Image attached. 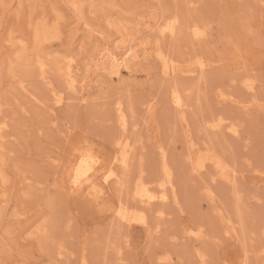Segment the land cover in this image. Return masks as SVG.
Instances as JSON below:
<instances>
[{"label":"rangeland","instance_id":"rangeland-1","mask_svg":"<svg viewBox=\"0 0 264 264\" xmlns=\"http://www.w3.org/2000/svg\"><path fill=\"white\" fill-rule=\"evenodd\" d=\"M171 21L179 32L162 35ZM194 24L204 28V40L192 39ZM35 29L56 37L37 48ZM20 44L50 63L74 57L78 78L88 81V102L69 95L53 113L25 94L21 80L34 95L53 102L35 64L31 70L19 66ZM101 51L138 56L121 77L107 64L97 75L86 65ZM159 51L183 67L200 58L209 65L197 75L167 78ZM51 75L62 85L55 72ZM174 87L185 96L184 111L171 102L180 92ZM121 101L133 145L128 171L133 178L126 174L133 183L127 186L140 175L156 184L160 146L174 171L176 197L164 201L162 219L153 213L157 205L149 212L150 224L161 219L163 227L151 239L142 225L125 229L108 217L86 190L61 192L52 162H62L71 146L85 141L110 157L112 139L121 133L115 108ZM0 114L12 133L0 158V264H107L120 257L110 243L123 248L124 264H157L165 252L174 264H201L196 248L207 264H264V5L259 0H0ZM219 117L234 123L238 134L208 131L207 121ZM199 158H208L202 173L188 163ZM217 160L223 169H217ZM223 171L235 174V182L224 180ZM207 185L212 196L202 193ZM105 192L101 203L113 207L129 195L113 185ZM198 227L204 239L197 244L181 237ZM124 233L130 245L123 243ZM60 251L66 256L56 260Z\"/></svg>","mask_w":264,"mask_h":264},{"label":"bare ground","instance_id":"bare-ground-1","mask_svg":"<svg viewBox=\"0 0 264 264\" xmlns=\"http://www.w3.org/2000/svg\"><path fill=\"white\" fill-rule=\"evenodd\" d=\"M234 1H236V0H234ZM259 1H260V3H262L264 5V0H259ZM180 21H181V19L179 20V22ZM43 23L44 22H42V24ZM40 24H41V22L38 24V26ZM50 26H51V24H50ZM196 26L194 24L195 28L193 29V33L191 32V34H192L191 37L195 42H199V41L204 40L205 37H207V36H206V33L203 30L204 28L202 26H200L198 24ZM176 28H178V27L176 26V23L174 21L167 22L161 28V34L162 35H165V34L175 35L176 32L178 31V30H176ZM40 30H42V29H39V30L35 29V31H34V40H35L37 48L39 46H41L42 43L45 40H47L49 37L53 38L52 35H54V37H56V34L52 33V35L50 36L49 34H47V32L45 30L44 31H40ZM20 45H21L20 50H19L18 55H17V57L19 59V66H22L28 70V69H30V67H32V65L35 64V66L40 70L39 76L41 78V81L43 82L44 87H46V89L49 93L48 95H50L52 97V98L51 97L50 98L53 99V102L47 103L45 100L40 99L38 96L34 95L29 90L28 86L23 83L24 81L21 80L20 81V87L22 88V90L25 94H27L28 96L33 98L34 101H37L38 104L46 106V108L48 110L52 111L53 113H55L56 109L60 105H64L66 103L67 99L70 98L71 96L73 98L77 99L78 101H81V102L87 101V99L89 97L88 95H90L88 83H87L88 81H86L87 78L85 81L83 79L78 78L77 69L75 68V65H74V62H75L74 57H69L67 63H61V59L52 60L53 62L50 63L48 57H46L45 55H44L45 57L41 56L39 54L40 53L39 51H35V50L28 51L29 47H27L23 44H20ZM127 52H126V55L124 56L123 54L121 55L120 53H116V52L101 51V52H99L98 57L97 58L95 57L96 59H92V60L90 59L91 60V61H89L90 65L87 62L88 66H89L88 67L86 65L87 70H91L93 68L94 70H92V71H96L97 75H100L99 73H101V70L108 68V67L104 66L105 64H107L110 68L109 71L111 73H113L112 75L115 74V75H117V77H121L122 76L121 74H123L122 71L124 70L123 68L131 69L130 64L133 63L138 56L137 53H135V52L130 51V52H128V54H127ZM157 56H159L161 58L160 61H162V65H163V71L162 72L165 75V77H167V76L171 77V76L178 74V73L180 75L181 74L197 75L198 73L205 71L209 65V63H206L205 61H203L199 57L200 59H198V60L192 59V61L197 62V63L194 62L196 64L195 66H193V64H192V67H187V66L183 67L180 64V62L178 63V60L174 61L175 58H173V60L168 59L167 58L168 55L166 56L162 51H159ZM58 58H60V57H58ZM196 58H198V57H196ZM156 59H158V58H156ZM190 64H191V62H190ZM36 67H34V68H36ZM52 72H55L58 75L59 79L62 82V85H60V86L55 85L54 81L52 80V75H51ZM102 72H104V71H102ZM89 73H91V71H89ZM109 75H110V73H109ZM94 78H95V81L97 84L101 83V82L99 83V80L96 76ZM179 88L180 87H176V88L174 87L173 90H175V89L179 90ZM180 90H182V89L180 88ZM180 92L175 91L172 94L171 102L173 103V106L176 109H178L179 111H184L186 103H184L183 100H185V99H183V98L185 96L181 95L182 91H180ZM69 95H70V97H69ZM221 96H222V99L224 101H227L229 99L227 97V95H225L224 93H222ZM115 104H116V101H115ZM189 106H190V104H189ZM115 108L118 110L117 112H119L118 124L121 127V133L118 134L117 136H115L114 139H112L113 140L112 143L114 145V150H113V153L111 154V156L108 158H104L102 155L95 152L94 148L90 144H88L86 141L83 144H79V145L74 144L73 146H71V150H70L71 152H69L66 155L65 159L62 162H61V158H55L52 161L55 163V167L57 169L56 170V173H57L56 180L58 182V188L61 189V192L63 191L64 193L66 192V193L71 194V195L76 194V193H81L82 191L86 190L87 194H89V196H91V198L95 201V205H98L99 208H101L103 211H105L107 214H109L108 217H110V216L115 217L116 222L118 224L122 225V227H124L125 229L131 228L136 223L142 225L144 227V229L146 230L148 237H150V239H151L155 233L159 234V232H161V228H163V227H160L162 225V223H161L162 218L161 217H159V218H161L159 225H157V226L153 225L152 226L150 224L151 223L150 221L153 217L152 218L149 217L150 216L149 212H152L151 209L153 208V206L157 205L159 208L156 206L157 208H155V211H153V213L157 214V218H158V215L162 216L164 214V212H163V210H161V208H163V206L165 205L164 201L169 202L170 200L169 201H167V200L170 199L172 197V195H173L172 198L176 197L177 192H176V184H175V180H174V171H173V168L171 167V165L169 164V162L166 158L167 155L165 153V149L160 146L159 152H158L160 155V165H161L160 173L158 175H156L155 177H153L156 179V184H154L153 179H146L144 176L140 175V177L137 176L138 179L135 182V185H133L132 187L127 186V185L133 183V179L131 180L132 182H130L129 179L127 180L128 176L130 177V174H129V172H130L129 168L130 167L129 166H130V161L133 158V145L129 141V137L127 134V131L130 129V128L128 129V126H129L128 123L130 121H128L127 114L124 111L125 109L123 108L122 101L118 103V108L116 106H115ZM226 121H227V119H226ZM207 123H208L207 130L214 133V134L222 131V133L225 132L229 135H237L239 132V128L236 125H234V123H232V122L226 123L225 122V117L224 118L219 117L215 120L211 119V120H208ZM8 124L9 123H7V121L5 119L0 117V158H3V155H5L4 153H6L5 149L7 147L6 141L10 136H12L11 135L12 133L9 132V130L7 129V126H9ZM129 131H131V130H129ZM38 132L42 133L43 129L41 127H39ZM67 141H68V139H67ZM9 153H11V152H9ZM206 159H208V158H206ZM206 159L199 158V160L195 161V163L191 162L192 159H188V163L193 164V166H192L193 171H196L198 173H202V170L207 168V166H208V164H207L208 162L206 161ZM215 166L219 170L224 168V165L222 164V162L220 160H217V162H215ZM120 170H121V172H120ZM141 170H142V168H141ZM131 171H132V169H131ZM2 173H3L2 174L3 179H6L4 172H2ZM220 175L225 178L224 180L229 178L228 181L230 184H231V182H235L234 181L235 176H236L235 174L227 175V171H223ZM126 176H127V178H126ZM131 177L133 178V176H131ZM124 180L127 182L126 189H125V187H123V186H125ZM108 185H113L115 187V189L120 194L123 192H125V193L127 192L129 194V195H127V193H126V195L128 196V199L120 198L118 205H116L115 207H113L107 203H103V202L101 203L102 199L104 198L103 196L106 193L105 188ZM212 189L213 188L211 187V190H210V187L208 185L204 186L202 188V190H203L202 193L205 196H210V195L212 196V194H211ZM160 202H163V204H160L162 207H160L158 204ZM156 214H155V216H156ZM152 215L154 216V214H152ZM155 222H156V220L154 221V224H155ZM157 223L158 222H156V224ZM47 224H49V223H47ZM43 225H44V223H43ZM232 226H229V228L226 229V233L228 235H231V236L233 235V231H234ZM46 230H48V229H46ZM46 230H43V232L45 231V233H46L47 232ZM39 231L42 232V230H39ZM45 233H43L42 235H44V236L47 235ZM183 235L184 236H181V237H186L189 239L188 241L191 240V242L193 241V243L195 242V244H197L196 241H201L204 239V234L199 229V227L196 229L195 228H189V229L184 231ZM41 238H42V236H41ZM44 238L46 239V237H44ZM172 239L177 240V236H173ZM129 240H130L129 234L124 233L123 243L125 245H130ZM52 241H54V239ZM110 244H111L110 246L112 248L114 247L115 249H117L116 254H118V257L119 256L120 257H119V259L117 258L118 260H116L114 262H108V263L109 264H121V263L124 264L123 263L124 260L122 261V258H124L122 255V253H123L122 249L123 248L118 247V246L116 247V245L114 243H110ZM196 249L198 252V257H200L201 264H207L205 261L206 258L204 259L205 254H203L199 248H196ZM57 250H59V249L57 248ZM64 251L59 252L58 255H60V256H58V258L60 257V259H57V257H56V260H61L63 257L66 256L65 255L66 252H64ZM263 251H264V249H263ZM70 255H71V253H70ZM67 256H68V254H67ZM172 259H173L172 256L167 255L165 252V256L158 257L157 264H174ZM120 261H121V263H120ZM226 264H229V262ZM240 264H244V261H241Z\"/></svg>","mask_w":264,"mask_h":264}]
</instances>
